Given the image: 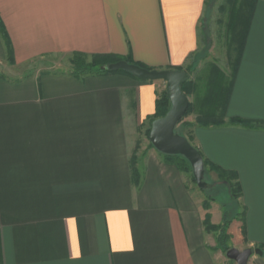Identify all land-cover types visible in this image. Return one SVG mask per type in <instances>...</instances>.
Returning a JSON list of instances; mask_svg holds the SVG:
<instances>
[{
  "label": "crops",
  "instance_id": "obj_1",
  "mask_svg": "<svg viewBox=\"0 0 264 264\" xmlns=\"http://www.w3.org/2000/svg\"><path fill=\"white\" fill-rule=\"evenodd\" d=\"M207 2L0 0L13 49L11 63L0 34V264H223L205 227L207 214L218 226L222 213L212 202L207 210L208 197L149 143L136 155L167 84L71 74L76 57L186 68L200 50ZM201 117L197 108L184 121L193 126L191 145L236 173L242 189L232 246H264V126L230 123L264 125V0L256 1L226 111L212 117L224 124L203 127ZM248 264L264 257L253 254Z\"/></svg>",
  "mask_w": 264,
  "mask_h": 264
},
{
  "label": "trees",
  "instance_id": "obj_2",
  "mask_svg": "<svg viewBox=\"0 0 264 264\" xmlns=\"http://www.w3.org/2000/svg\"><path fill=\"white\" fill-rule=\"evenodd\" d=\"M257 0H232L231 2V12L229 14V19H233L234 22L231 24L230 29H233L234 39L233 42L237 45V48H232V57L229 58V66L231 67V76L230 79L226 78L223 75L219 81L212 80L209 84V91L207 92L205 97H198L200 102L194 104L190 103L188 111L186 112L185 116L181 119L179 125L184 121V119L189 116L191 113H194L197 108L204 113V117L198 119L197 124L203 127H218L224 124L223 119H213L212 117L216 115L217 112L221 111V113H225L227 108V102L229 99L230 91L233 86V82L236 75L237 67L240 63V59L243 52L244 43L246 41L248 35V27L250 20L253 17L255 5ZM208 2L206 4V7ZM0 34L4 40L6 48L8 50V58L11 63H13V49L12 44L6 34V31L3 27L2 21L0 19ZM232 41V40H231ZM200 55L196 53L192 55L188 62L190 65L186 66V68H176L174 70L177 71H186L188 74L195 69V63H198L200 59ZM126 60L128 63L137 65L146 70H152L149 67L140 64V63H133L131 59H122L117 57H95L90 62L85 57H76L73 59V71L71 72L72 76L77 79H83L95 75H102V74H116V73H123V72H111L106 69L107 66L117 63L119 61ZM124 74V73H123ZM195 85L192 81H188L186 84L182 86V90L186 96L192 95V91H194ZM171 109V104L167 95V91L163 92L161 95L158 96L156 100V112L154 116L150 119V127L146 133V136L149 140V134L151 132L152 123L157 120L164 118L167 113ZM230 123L233 125H240V126H247V127H262L264 126L263 123H254L250 121H245L242 119H232ZM185 128H192L193 126L190 124H185ZM178 132V129L176 130ZM149 147L153 148V145L149 143ZM201 153V152H200ZM161 154V153H160ZM202 154V153H201ZM163 155V154H162ZM203 156V154H202ZM204 164L206 168V173H214L220 183H224L225 186L228 187L232 196L237 199L242 195L241 185L238 182V176L234 172L226 171L219 166L215 165L204 156ZM164 162L168 165L174 166L179 169L181 172L185 174L192 175V180L195 184L196 180L193 176V170L190 163L182 156H166L164 155ZM205 173V175H206ZM134 182L138 184L140 182V173L138 171H134L133 173ZM222 189H224L222 187ZM205 191V190H204ZM208 203L206 204V209L209 210L210 202L215 201L214 197L208 194ZM222 223L218 226H214L211 223V216L207 214L205 227L206 230L216 237V241L218 244V250L227 254L228 251L233 249L231 243V237L228 233L229 228L235 219L243 218V213H237L234 216H230V213L227 209L224 208L222 214ZM253 254L262 255L264 257V246L256 247L253 250ZM233 263V262H232ZM234 264V263H233Z\"/></svg>",
  "mask_w": 264,
  "mask_h": 264
},
{
  "label": "rangeland",
  "instance_id": "obj_3",
  "mask_svg": "<svg viewBox=\"0 0 264 264\" xmlns=\"http://www.w3.org/2000/svg\"><path fill=\"white\" fill-rule=\"evenodd\" d=\"M231 2L232 0H208V5L206 7V11L204 14V19L202 21V36L203 40L201 42L200 50L196 52L197 55H200V59L198 63H195V68L200 66V70L198 68V71L191 72V81L194 83L195 88L194 91H192V95L188 96L190 98V101L193 102L194 106L197 103L198 97H204L206 96L207 92L209 91L210 87V81L212 80H218L226 73H229V70H227L228 67V56H227V49H226V33H227V21L229 19V14L231 12ZM193 64V61L190 62ZM202 67V68H201ZM203 67H213L218 68L221 67L224 71L215 74L208 73V75H205L202 73ZM202 73V74H201ZM232 73V72H231ZM212 74V78L211 77ZM230 74V73H229ZM211 77V78H210ZM209 88V89H208ZM202 92L203 95L201 94ZM200 93V95H198ZM196 111V110H194ZM193 113H191L189 116H191ZM187 116L186 119H188ZM182 122L180 125L177 126L178 133L184 137H186L189 142L191 143V130L190 128H185L184 125L188 124L185 122ZM143 138L140 137V139L137 141V144L135 146L136 149V155H140L142 152V149L144 148V143L148 144L150 143L147 136ZM153 149V148H152ZM157 153V152H156ZM162 159H164V155L157 153ZM187 175L188 179L190 180L191 184L195 187V189L199 192H203L204 195L208 196L210 194L214 197L215 201L214 203L215 209L217 212L222 213L224 211V208L227 209L230 213V216H234L237 213H243V204H242V195L241 197L235 199L232 196V193L228 189L227 186H225L224 183H220L216 176H211V173H206L204 181L207 184V188L204 190H201L197 184H195L192 180V175ZM222 187L224 189H222ZM211 202L209 205H212ZM210 210V208H209ZM223 217V216H222ZM214 235V234H213ZM216 240V237H215ZM213 245H215V242H212ZM216 251L219 252L220 259L223 264H233L232 261L228 260L226 254L218 250V244L216 241ZM235 264V263H234Z\"/></svg>",
  "mask_w": 264,
  "mask_h": 264
},
{
  "label": "water",
  "instance_id": "obj_4",
  "mask_svg": "<svg viewBox=\"0 0 264 264\" xmlns=\"http://www.w3.org/2000/svg\"><path fill=\"white\" fill-rule=\"evenodd\" d=\"M111 72H123L142 82H165L171 109L164 118L152 123L149 142L154 149L166 156H182L191 165L197 186L201 190L207 188L204 181L206 168L202 154L194 148L189 140L176 130L181 119L190 106V100L182 90V86L190 80L186 71L146 70L127 61H119L106 67ZM253 250L239 251L235 248L227 252L228 260L235 264H248Z\"/></svg>",
  "mask_w": 264,
  "mask_h": 264
}]
</instances>
